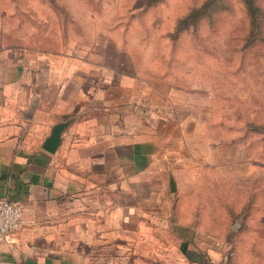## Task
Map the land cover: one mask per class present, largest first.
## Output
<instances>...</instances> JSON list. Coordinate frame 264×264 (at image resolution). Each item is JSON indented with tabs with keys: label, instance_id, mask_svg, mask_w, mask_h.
I'll use <instances>...</instances> for the list:
<instances>
[{
	"label": "crops",
	"instance_id": "0c3cea01",
	"mask_svg": "<svg viewBox=\"0 0 264 264\" xmlns=\"http://www.w3.org/2000/svg\"><path fill=\"white\" fill-rule=\"evenodd\" d=\"M109 47L0 43V199L24 211L0 236V264L216 261L171 190L179 138L149 132L138 117L147 94L122 61L131 55ZM69 118L57 149H45Z\"/></svg>",
	"mask_w": 264,
	"mask_h": 264
},
{
	"label": "rangeland",
	"instance_id": "374dc122",
	"mask_svg": "<svg viewBox=\"0 0 264 264\" xmlns=\"http://www.w3.org/2000/svg\"><path fill=\"white\" fill-rule=\"evenodd\" d=\"M145 1L0 0V43L129 51L122 61L147 94L138 117L179 138L181 217L214 264H264V134L248 125L264 124V36L244 0H219L176 33L204 0Z\"/></svg>",
	"mask_w": 264,
	"mask_h": 264
},
{
	"label": "trees",
	"instance_id": "16d2710c",
	"mask_svg": "<svg viewBox=\"0 0 264 264\" xmlns=\"http://www.w3.org/2000/svg\"><path fill=\"white\" fill-rule=\"evenodd\" d=\"M244 1L246 3L247 11L251 16L252 25L256 27L255 30H259V33L261 34H258V38H261L264 36V33L262 32V19L264 17V11L256 4V0ZM150 2L151 1L146 0L144 7H146V5H150ZM218 2L219 0H204L200 5L192 7L185 15L178 19L173 33L187 29L189 25L196 23L202 16L212 15L215 11L219 10ZM173 35H175L174 37H177L178 34ZM248 125L251 130L264 134V124L250 122Z\"/></svg>",
	"mask_w": 264,
	"mask_h": 264
},
{
	"label": "built area",
	"instance_id": "2783aa9c",
	"mask_svg": "<svg viewBox=\"0 0 264 264\" xmlns=\"http://www.w3.org/2000/svg\"><path fill=\"white\" fill-rule=\"evenodd\" d=\"M23 207L9 198L0 199V236H6L23 225Z\"/></svg>",
	"mask_w": 264,
	"mask_h": 264
},
{
	"label": "water",
	"instance_id": "95a60500",
	"mask_svg": "<svg viewBox=\"0 0 264 264\" xmlns=\"http://www.w3.org/2000/svg\"><path fill=\"white\" fill-rule=\"evenodd\" d=\"M69 122H70V118L68 120L60 121L53 126L51 134L46 138L44 142L43 146L45 149L52 151V152L57 149L62 139V132L66 128V126L69 124ZM170 186H171V190L173 191H175L177 188L176 181L173 176L170 179ZM213 264H214V261H213Z\"/></svg>",
	"mask_w": 264,
	"mask_h": 264
}]
</instances>
